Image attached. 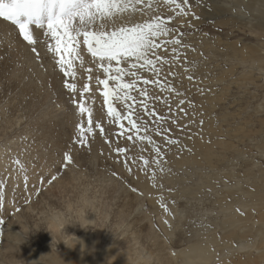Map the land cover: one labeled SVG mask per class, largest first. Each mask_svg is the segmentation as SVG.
<instances>
[{"label": "rangeland", "instance_id": "rangeland-1", "mask_svg": "<svg viewBox=\"0 0 264 264\" xmlns=\"http://www.w3.org/2000/svg\"><path fill=\"white\" fill-rule=\"evenodd\" d=\"M217 1L219 2L216 3V0H189L191 6L185 7L188 14L183 15L180 14L179 9H175L174 5H168L164 0H152L153 6L149 10L150 13L148 10L147 13L144 10L141 11L142 19L136 22L144 23L157 15L165 20L172 17V20L167 24V27L172 31L167 36L157 38L158 42L161 43V47L149 53V57L154 60L156 57L163 58L155 64L158 71L151 70L153 71V75H151V72H148L149 66L133 70L137 71L140 79L137 80L135 88L130 92V95L136 99L135 101H129L133 105V118L137 119L138 123L147 124V134L151 135L155 144L160 147L161 155L158 158L152 145L144 147L139 141L133 143L127 140V135H135V133L129 131L130 125L126 120L123 121L125 124L123 130L119 128L118 123H109L107 104L104 102L102 121L93 116V128L101 138L110 141L107 144L111 147V150L107 155L103 150L100 151V153L103 152V154H100V161H105L102 163L103 166L99 161H96V166H93V163L91 165L90 160L87 159V167L80 168L73 152L77 151L79 146L82 149V151L78 150L79 153L81 152L80 154L90 155L93 150L92 135L94 134H86L88 143H91L89 144L90 151L88 147L84 149L83 146L74 143L78 133L77 128L76 131L72 132L71 125L67 126L68 133L71 136L70 139L68 140V136L66 137L63 134V141L56 140L54 125L71 122L70 111L66 103V99L71 93L64 87V78L58 76L62 74L55 71L51 74V80L48 81L49 87L55 89L57 86V89H61L64 93V95L58 97L60 93H51L50 88L49 93L44 90L42 95L39 94V89L35 85H32L30 95L24 94L22 89L26 87L27 78L24 77L20 81L22 76L19 74L20 78L11 84L6 78L9 72L8 69L5 70L6 66L0 70L2 75L0 78V220L4 221L3 224H0V248L3 249V245H11L5 242L7 239L4 237L7 233L14 232L18 235L19 240L13 243L17 244L18 248L14 249L13 252L17 254L16 260L21 259V261L15 264H50L52 257H58L59 260L73 264L66 246L63 243L58 244L59 237L52 240L51 235L43 231V218L50 208H60L73 204L82 197H86L90 202L89 219L93 220V224L88 231L78 227L69 228L68 231L82 237L87 246L94 243L98 231H100L99 252L94 256L95 261L100 259L98 257L100 251L106 250L108 247L115 249L116 254L127 253L130 264H157L155 255H160L158 250L151 245L154 242L151 236L140 240L141 245L143 243L145 246L142 254L144 256L141 255L140 260L136 258L135 261H133V258L135 259L134 253L139 248V244H134L135 240L131 241L130 239L132 232H134L133 234H139L140 225L144 224L148 226L152 224L153 232L157 235L161 233V226L155 213L149 214L145 222L135 226L130 225L134 220L133 217L137 216V212L134 211L128 220L123 223V226L116 225L120 222V219L116 217L118 213L115 212L123 209L125 213H128L126 206L127 203L132 202L133 197L140 200L137 208L141 212L148 211L147 213H149L150 211L147 207V197L141 195L139 191H137L138 196H136V191H132L130 186L125 188L124 176L127 178L128 186L130 183H134L132 178L137 172L144 171L142 176L147 178L146 176H151L156 171L155 168L159 164L172 168L174 163L171 161L172 155H174L177 148H180L182 153L189 156L193 155L195 150L189 144V140L198 138L200 135L204 136V128L212 120L217 124L219 130L212 138L220 141H232L234 142V149H242L243 152L238 150L235 154L232 149L228 152L229 154H226L229 158L227 157L225 162H222L223 164H218L215 168L208 166L205 169H198L195 166L188 165L182 167V169H174V175L184 178L189 185L201 183L200 178L194 172L197 174L203 172L204 175H212L213 173V175H216L214 178L215 189H204L206 191L205 198L203 197L202 200L197 197L193 198L178 194L177 187L174 185L169 186V183L166 182V189L168 188L173 192L168 194L167 190L161 189L164 191L163 195L156 198L159 199L161 204L167 205L169 211L173 206L176 209L184 208V223L173 234L175 241L181 238L177 245L170 244L166 236L164 238L161 235L160 240L166 239V243L163 241L164 245L168 246L165 252L168 253V256H173L181 252L190 243L188 240L196 232L192 228H200L208 233L215 232L220 237L225 234V230L221 228V214L218 209L213 208L211 202L216 201L219 203V200L223 198V192L228 187H232L238 182L242 183V178L248 179L247 176L241 177V174L244 175L246 171L250 170L249 174L252 175L253 173V177L249 176L251 183L254 181V174L256 177L261 173V170H264V150L258 147V142L261 141L264 135L256 133V130L260 129L261 126L259 120L264 118V71L258 70L256 66L252 67L249 61L238 63L235 58H232L233 52L228 48L231 44L239 45L238 47H242L241 49L254 46L262 48L263 51L260 54L264 56V25L261 26L263 30L261 27H258L260 29L250 27L251 24L257 25V23L249 25L247 23L249 20H246L248 16L243 18L242 13L240 14L238 9L231 6L233 0ZM214 3L218 6V9L220 4L229 3L228 6L232 10L222 15L221 12L215 10ZM141 8H145V5L141 4ZM206 10L208 11L207 14ZM233 19L234 21H232ZM174 38L180 39L181 44L165 43V41H171ZM173 48L176 49V52L172 51ZM10 55L13 56L12 53ZM49 58L52 59L51 56ZM10 61L14 62L15 59L11 58ZM92 63L100 71L98 77L100 79L106 78V74L99 68L98 64L94 60ZM128 63L130 62L125 61L121 66L127 67ZM113 64L115 66V62ZM15 68L17 70L18 66ZM87 73L86 70L83 71V74ZM246 73L249 77H253L255 81H246ZM225 74L227 77L219 80ZM80 75L82 76V73ZM133 79L136 78L124 77L125 82ZM143 79L158 81V83L145 85ZM14 80L15 76L13 75L12 81ZM74 82L76 83L75 80ZM140 82L144 86H141ZM113 83L110 81V85ZM161 86H163V90H161ZM142 89L147 91V96L139 95ZM224 91L225 94L221 97V93H224ZM47 95H50L51 101L46 100ZM215 96H220L221 99L215 100L210 106L209 97ZM141 102L147 105L148 112L154 111L155 115L145 112ZM115 106L122 112L126 111L123 101H115ZM211 107L212 110L209 111ZM247 121L249 122L246 123ZM84 122L86 125V118ZM97 123L104 128L103 134L96 127ZM240 126L241 129H246L245 132L247 133L253 131V134L243 137V139L239 134L243 131L235 132V129ZM121 131L124 132V135H120ZM234 133L239 135L235 137L230 135ZM141 134H144L143 131ZM212 138L209 136L207 139L211 140ZM170 140L178 141V143H170ZM210 140L208 141L210 142ZM55 141L56 144L61 143L67 146H64L62 155L60 154L53 160L50 152L58 147H56ZM117 147L127 148L128 152L118 155L115 152ZM218 151L219 148H216L214 155ZM65 152H69L75 160L67 168L64 167L63 154ZM140 156H144L150 161L149 166L144 170H142L143 161L139 159ZM17 158L19 163L16 162ZM125 159L128 160V164L132 168L131 173L125 167ZM154 159H159L160 163H152ZM133 160H135L134 163ZM100 165L101 167H99ZM76 167L80 169L76 170ZM70 171L71 173L81 172L77 173L75 180L73 179L74 183H68L64 187H56L59 185L56 180L61 179L65 172L69 173ZM113 172L117 173L118 176H113ZM228 175L233 176L229 177ZM25 177H27V182H25ZM52 177L56 178L52 180ZM50 180L51 183H49ZM162 183L164 185V182ZM47 189L50 192H46ZM124 189L127 192H124ZM210 206L212 207L210 208ZM238 209L241 212L247 210L244 208ZM247 225L245 224L240 232H248L250 228L246 227ZM254 225L258 226V222ZM211 227H215V229L210 231L212 230ZM21 228H23V231H20ZM252 232H255V228ZM145 233L146 231H141L142 235ZM255 244L252 248L240 244L233 245V248H226L222 245L216 246L214 249H217V252L212 264H234L235 258L238 256L246 257L249 254L255 258L262 252L259 242ZM150 246L153 253L148 251ZM257 246L258 248H256ZM19 255H22V257L20 258ZM26 256L31 259H23ZM146 258H149V263L145 262ZM0 264L12 263L0 255Z\"/></svg>", "mask_w": 264, "mask_h": 264}, {"label": "bare ground", "instance_id": "bare-ground-1", "mask_svg": "<svg viewBox=\"0 0 264 264\" xmlns=\"http://www.w3.org/2000/svg\"><path fill=\"white\" fill-rule=\"evenodd\" d=\"M218 2L219 1L216 0V3ZM228 5L230 4L229 3H225V5L220 4L219 5L220 8L218 9V6L214 3V8L215 10L221 12L222 15H224L227 11L232 10L231 7ZM231 6L232 7L234 6L236 9H238L239 13L240 14L242 13L241 15L243 16V18L244 16H248L246 20H249L247 21L249 25L251 23H257V25L251 24L250 27H257V28L261 26L263 27L264 0H233ZM137 7L141 8V5H138ZM150 9H152V7ZM150 9L147 8L146 6L145 8H143V10L146 13L147 10L149 12ZM207 13L208 11L206 10V14ZM238 18H242V17H238ZM141 19H142L141 11L133 13L131 12V10H129L128 12L120 14L116 18L115 23L117 26L130 25L136 23ZM232 21H234V19ZM109 28H111V24L109 25ZM34 34L37 37H39L38 43L36 45L37 50L40 54L39 57H37L34 53L31 52L30 46H28L26 42L22 40V38L18 37L17 31H15L8 23L0 22V70L6 66L5 70L8 69L9 71L8 76H6V78L9 80V83L11 84H13L17 79L20 78L19 74L22 76L20 81H22L24 77H26L27 78L25 83L26 87L22 89V92L24 94L30 95L32 85H35L38 87L37 88L39 89L38 92L41 95L44 92V90L47 93H49V88H50L51 93L58 92L60 93L58 97H61V95H64L61 89L59 88L57 89V86L55 87V89L51 88L49 87V83H48V81L51 80V74L55 73V71L59 74H62L58 76L62 77V79L63 78L65 79L63 73L59 69V65L56 63V57L52 52L48 51L47 44L49 42V38L43 36V30L36 29L34 31ZM238 46L236 44H231L229 46L228 49H231L233 52L232 58H235L238 63L249 61L252 67L256 66L258 70L260 69L264 71V56L260 54V52L263 51L262 48H256L254 46L252 47L245 46L246 48L241 49L242 47L239 48ZM231 50L229 51L231 52ZM81 52L84 57L83 66H81L79 60L74 61V68L76 71L75 81L77 84V88L82 90V86L86 83H89V81L87 80V76L89 75V73L83 74V71H85L87 68H92L93 69L92 75L94 78L90 82L91 91L88 93H84L83 97L86 106L92 110L93 116H95L97 120L102 121V118L104 116L102 113L103 104L105 102V98L103 96L104 89H103V85H98L95 79V77H98V75L100 74V71H98L94 66V64L92 63L94 58L91 57L89 53H87L86 46H84L83 44H81ZM10 53H12L13 56H11ZM48 56L49 57L51 56L52 59H50ZM11 58H14L15 61L14 62L10 61ZM16 66H18L17 70L15 68ZM148 72H151V75H153L152 74L153 71H151L149 68H148ZM80 73H82V76L80 75ZM13 75L15 76L14 81H12ZM1 77L2 75L0 73V78ZM226 77L227 76L225 74L221 76L219 80H223ZM245 77H246V81L248 80L255 81L253 77H249L248 73H246ZM236 80H234V82H236ZM17 84L19 85L20 82ZM141 86L144 85L141 83ZM224 94L225 91L224 93H221V97L224 96ZM73 95L75 94L71 93V95L66 99L68 110L70 111L71 122H62L59 123L58 125H54L55 137H57L56 140L59 139L60 142L63 141V136H62L63 134H65L66 137L68 136L67 137L68 140L71 137L68 133L67 126L71 125L72 132L76 131L77 124L81 120V117L78 114V110L76 106L72 103L71 97ZM221 97L220 96L209 97L208 102L210 106L214 103L215 100H220ZM77 98L79 99V97ZM46 100L49 101L52 100L50 98V95H47ZM211 110L212 107L209 108V111ZM259 121L261 126L260 129L256 130V133L264 135V118L260 119ZM248 122L249 121H247L246 123ZM241 128H242L241 126L236 128L235 132L243 131L242 133H239L241 134L242 138L251 136L253 134V131L251 133H247L245 132L246 129L244 130ZM204 131H205L204 136L200 135V137L198 138L189 140V144L195 150L193 155L189 156L188 154L182 153L180 148H177L175 150V153L174 155H172V160H171L174 162L172 168L159 164L155 168L156 169L155 177L153 178V175L150 176L148 174L149 176H146L148 179L143 178L142 173H144V171L137 172L132 178L134 183H130V185L128 186H127L128 183L127 178L124 176V180L126 181V182L123 181V183H125V188H128L130 186V189H132L134 187L137 189V191L141 192L145 197H147L148 198L147 207L150 209V211L149 213H147L148 211L145 213L141 212V210L137 208V204L140 203V200H138V198L133 197L132 202L127 203L126 206V210L128 213H125L123 209L115 212L118 213L116 217L120 219V222H118L116 225L123 226V223L126 220H128V218L135 211L137 212V216L133 217L134 220L133 222L130 223V225L133 224L136 226L141 222H145V220L148 219L147 217H149V214L155 213L158 217L157 221L161 226L160 227L161 233L158 235L153 232L152 224H150L149 226L145 224L144 225L139 224L141 228L139 234H133L134 232H132V237L130 238L131 241L135 240L134 244L136 243L139 244V248L135 250L134 253L135 259L133 258V261L137 260L136 258L140 260L141 258L140 256L143 254V251L145 249L144 244L142 243L141 245L140 240L144 239L145 237L151 236V238L154 239V242L151 245H153L158 250V253L160 255V256L155 255V260H157V264L160 262H162L163 264H212L214 256L217 252V249H214L216 246L222 245L225 246L226 248H233V245L240 244L252 248L256 245L255 244L256 242H259L260 249H262L261 254H259L255 258H253L252 255L250 254L247 255L246 257L238 256L237 258L234 259L233 263L234 264L264 263V170H261V173L258 174L256 177L254 174V181L251 183L249 176H252L253 173L252 175L249 174L250 170L246 171L244 175L241 174L240 175L241 177L247 176L248 179L246 180L245 178H242V183L238 182V184H235L232 187H228L226 191L223 192L224 194L223 198L219 200V203H217L216 201L211 202L214 206L213 208L218 209L219 213L221 214L220 223H221V228L225 230L224 235L220 237L215 232L208 233L200 228H192L196 232L195 234H193L192 238L188 240L190 243L181 252H178L173 256H168V253L165 252L168 246L164 245L166 243V239L163 240L165 243L162 240H160L161 235L162 237L164 236V238L166 236L170 244L174 243L175 245H177V243L181 241V238H179L178 241H175L173 238V234H175L177 229L179 230L181 225H183L184 223L183 220L184 208L176 209V207L173 206V208L170 209V211L169 210L165 211L163 208L159 207L161 206L159 205L161 203L159 199H157L156 197L163 195L164 191L162 190L164 189L167 190L168 194L170 192H173L168 190V188L166 189L165 183L168 182L169 186L174 185L175 187H177L178 194H184L186 196H191L193 198L197 197L202 200L205 198L204 194L206 191L204 189H208V190L215 189L214 178L216 177V175H213V173L212 175L209 174L204 175L203 172H201V174L200 173L197 174L196 172H194L195 175H198V177L200 178L201 183H197L196 185H189L186 183L184 178H181L178 175L177 176L174 175L173 173L174 169H182V167L188 165L195 166L198 169H205V167L208 166H212L213 168H215L216 166H218V164L225 162V159L228 157L226 156V154L230 152L232 149L233 152H235V154L238 152V150H240V149H234V144H233L234 142L232 141L230 142L224 140L220 141L218 139L214 140V138H212L216 132H219V130L217 129V124L213 120L210 121L208 124H206ZM239 134L234 133L230 135L235 137L238 136ZM94 135H92L93 150L92 153L90 152V155L86 154L87 155L86 156L83 153L80 154L81 152L80 153L78 152V150L80 149L79 146H78L79 149L73 152V155L78 161L77 163L80 168L87 167L88 165L86 161L87 159L90 160L91 165L93 163V166H96L95 165L96 161H99L102 164L104 160L102 159L103 161L102 162L100 161L101 160L100 151L103 150V152L107 155L109 154V150H111V147L107 144L104 138H101L99 136V133L94 131ZM209 136H211L212 138L211 140L207 139ZM208 140H210V142ZM111 143H113V141H111ZM258 143H259L258 147L263 148L264 150V137ZM88 144L91 143L89 142ZM55 145L56 147L57 146L58 147L55 148L54 150L52 149L50 152L53 160L55 159V157H58L62 153L63 149L65 148L64 146H67L66 144H61V143L56 144V141H55ZM142 145H144V147L149 146V144L146 141L143 142ZM216 148H219V151L217 154L214 155V150ZM80 150L82 151V149ZM240 152H243V150L241 149ZM73 161L75 160L73 159ZM79 167H76L77 168L76 170H78ZM99 167H101V165ZM71 171L74 172L73 170ZM71 171L69 173L65 172L64 175L61 177V179L56 180L57 183L59 184L56 187L59 186L64 187L68 183L69 184L74 183L73 181L76 179L77 173L81 172L82 169L81 171H76L77 173H71ZM67 174H69V176H67ZM228 176L232 177L233 175L232 176L228 175ZM162 182H164V185ZM132 185L133 187H131ZM75 188H77V186H75ZM47 191L50 192V190L48 189L46 190V192ZM137 191H136V196H138ZM124 192H127V190L124 189ZM83 198L87 199L86 197ZM211 207L212 206H210V208ZM238 208H244L247 210L245 212H241V211H237ZM165 221H168V223L166 224ZM249 222H251V224H249ZM256 222H258V226L254 225ZM245 224H248L246 227L250 228L249 231L245 233L244 231L240 232L242 227H245ZM211 228L212 230L210 231H213V229H215V227H211ZM254 228H255V232L253 233L252 230H254ZM141 231L142 232L146 231V233L142 235ZM99 233L100 231H98L94 243L91 246H87L86 241L81 239L79 241V244L83 245V248H81L79 245L75 249H69L66 247L67 251L70 254L73 264H130L129 263L130 260L127 257V253L122 252L116 254L115 249L108 247L106 248V250L100 251V254L98 256L100 257V259L98 261H95L94 256H96L99 252L98 249L99 238H100ZM4 238L7 239L5 242L11 245L8 246L3 245V249L0 248L1 257L6 258L12 264H15L16 262H20L21 259L16 260L17 254L13 252L14 249L18 248L17 244H13L14 242L19 240L18 235H16L14 232H9L5 235ZM256 248H258V246ZM148 251H150V253H153L151 246L150 248L148 247ZM19 257L21 258L22 255H19ZM23 259H31V258L29 256H26L23 257ZM145 262L149 263V258H146ZM50 264H71V263L67 261L59 260L58 257H52L50 259Z\"/></svg>", "mask_w": 264, "mask_h": 264}, {"label": "snow or ice", "instance_id": "snow-or-ice-1", "mask_svg": "<svg viewBox=\"0 0 264 264\" xmlns=\"http://www.w3.org/2000/svg\"><path fill=\"white\" fill-rule=\"evenodd\" d=\"M164 2L168 5H174L175 9H179L180 14L183 15L188 14L185 7L191 6L189 0H164ZM141 4L150 9L152 0H0V22L8 23L17 31L18 37L30 46L31 52L37 57L40 55L36 47L39 37L34 34V31L36 29L43 30V36L49 38L48 51L56 57V63L65 77L64 87L70 93L75 94L71 97L72 103L76 106L81 117L80 122L77 124L78 135L74 143L88 147L89 151L90 145L86 134H94V121L92 110L86 106L83 94L91 91L90 82L94 77L92 75L93 69L87 68L89 83L84 84L82 90H80L74 82L76 77L74 61L79 60L81 66L84 63L81 44L86 46L87 53L94 58V62L106 74L104 79L99 77H95V79L98 85H103L107 115L110 118L109 123H118L119 128L123 130L125 129L123 121L126 120L130 125L129 131L135 133V135H127V140L133 143L146 141L149 145H152L157 158L161 155L160 147L155 144L152 136L147 134V124L138 123L137 119L133 118V105L129 101H135L136 98L131 96L130 92L135 88L137 80L140 79L137 71L133 70L149 66L150 70L158 71L155 64L163 58L156 57L154 60L149 57V53L161 47V43L158 42L157 38L167 36L172 31L167 27L172 17L165 20L157 15L144 23L116 25V18L120 14L129 10L133 13L143 11L142 8L137 7ZM110 24L111 28H109ZM181 35L183 34L181 33ZM169 42L174 45L181 44V40L178 38L165 41V43ZM172 51L176 52V49L173 48ZM125 61L130 62L128 66H121ZM113 62H115V66ZM125 76L136 79L125 82ZM110 81L114 83L110 85ZM149 83H158V81L143 79V84L147 85ZM161 90H163V86H161ZM139 95L147 96V91L142 89ZM117 100L124 102L125 112L120 111L115 106ZM141 105L145 112H148L147 105L143 102H141ZM148 114L155 115L154 111L148 112ZM96 127L99 128L101 134L104 133V128L99 123L96 124ZM142 131L144 134H141ZM120 135H124V132L121 131ZM106 142L110 143L107 139ZM169 142L178 143L174 140ZM115 152L118 155L126 154L128 149L117 147ZM63 155L64 167L67 168L68 165L73 163V157L69 152H65ZM139 159L143 161L142 170L146 169L150 164L149 159L144 156H140ZM16 162L19 163L18 158ZM134 162L135 160H133ZM152 163L159 164L160 160L154 159ZM124 164L131 173L132 168L129 166L127 159L124 160ZM112 175L118 176L115 172ZM152 175L154 178L155 172ZM55 178L52 177V180ZM25 182H27V177H25ZM49 183H51V180ZM132 191L135 192L137 189L133 187ZM161 207L168 211L167 205L161 204ZM3 223L4 221L0 220V224ZM165 223L167 224L168 221H165Z\"/></svg>", "mask_w": 264, "mask_h": 264}, {"label": "clouds", "instance_id": "clouds-1", "mask_svg": "<svg viewBox=\"0 0 264 264\" xmlns=\"http://www.w3.org/2000/svg\"><path fill=\"white\" fill-rule=\"evenodd\" d=\"M90 211V202L83 197L73 204L50 208L43 218V231L48 232L52 240L59 237L58 244L63 243L69 249H75L78 245L83 248V245L79 244L82 238L68 229L78 227L88 231L93 224V220L89 219ZM20 231H23V228Z\"/></svg>", "mask_w": 264, "mask_h": 264}]
</instances>
